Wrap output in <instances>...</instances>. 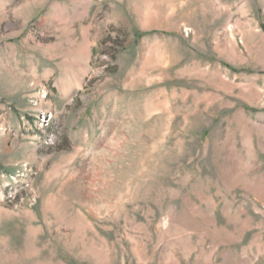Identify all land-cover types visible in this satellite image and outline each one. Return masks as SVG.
<instances>
[{"label": "rangeland", "instance_id": "374dc122", "mask_svg": "<svg viewBox=\"0 0 264 264\" xmlns=\"http://www.w3.org/2000/svg\"><path fill=\"white\" fill-rule=\"evenodd\" d=\"M0 264H264V0H0Z\"/></svg>", "mask_w": 264, "mask_h": 264}]
</instances>
